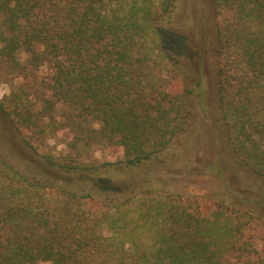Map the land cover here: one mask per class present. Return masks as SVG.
Listing matches in <instances>:
<instances>
[{
    "label": "trees",
    "instance_id": "obj_1",
    "mask_svg": "<svg viewBox=\"0 0 264 264\" xmlns=\"http://www.w3.org/2000/svg\"><path fill=\"white\" fill-rule=\"evenodd\" d=\"M177 2L0 0V78H14L0 111L28 131L34 167L0 154V264H264L239 226L139 173L209 111L234 161L264 177V0H208L222 17L206 40L210 97L171 47ZM60 131L63 159L45 148ZM93 144L123 156L81 161Z\"/></svg>",
    "mask_w": 264,
    "mask_h": 264
},
{
    "label": "rangeland",
    "instance_id": "obj_2",
    "mask_svg": "<svg viewBox=\"0 0 264 264\" xmlns=\"http://www.w3.org/2000/svg\"><path fill=\"white\" fill-rule=\"evenodd\" d=\"M208 3V0H178L168 26L177 34L170 42L171 47L182 53L186 60L184 67L189 69V74H193L196 80L203 81L205 95L210 97V77L204 73V61L207 60L206 40L222 17L213 16ZM229 14L228 12L226 15ZM203 16L204 20L200 23L199 19ZM210 59L212 56L209 61ZM11 77L3 75L0 78L1 98L11 90L10 82L14 80ZM180 84H183L182 80L178 79L174 88L179 90ZM216 106L217 103L211 104L212 110L218 113ZM196 114V120H193L184 137L163 153L162 160H156L153 166H142L139 173L154 177L159 175L164 181L162 186L182 194L184 201L199 205L203 216L211 220L218 219L220 223L239 226V230L235 227L232 236H239V240L251 243L258 250L257 256H260L264 250V177L248 171L234 161L220 119L212 117L209 111L204 115L205 119L200 116L201 112L197 111ZM71 138V133L60 131L48 138L45 148L61 159L69 157L74 153L69 144ZM27 139L28 131L11 122L0 111V154L5 155L16 166L31 171L34 168L33 154ZM181 139L184 140L183 143ZM122 156L120 147L93 144L79 159L96 164H116ZM130 174V171H124L119 176L126 177ZM89 208L97 211L101 204L91 202ZM257 256L252 255L253 258Z\"/></svg>",
    "mask_w": 264,
    "mask_h": 264
}]
</instances>
